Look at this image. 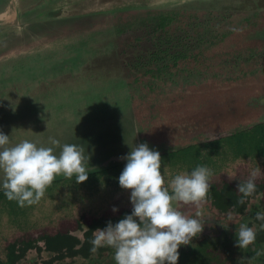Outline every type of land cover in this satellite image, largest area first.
Here are the masks:
<instances>
[{
    "label": "trees",
    "instance_id": "16d2710c",
    "mask_svg": "<svg viewBox=\"0 0 264 264\" xmlns=\"http://www.w3.org/2000/svg\"><path fill=\"white\" fill-rule=\"evenodd\" d=\"M158 1L151 2L150 6L149 1L145 3H142V0L133 1V4H127L125 10L117 12L129 14L132 11L140 12L141 9H152L151 6L154 7L156 3L158 5ZM9 3L10 0H0V12L4 11ZM175 3L174 1L173 5ZM166 6L169 5L166 4ZM169 9L163 8L157 11L153 19L157 29L167 35L169 43L189 38L186 32V38L171 35L170 27L175 22L180 23L181 15L176 8ZM153 13L149 10L150 16L138 23L151 20ZM52 15L55 16L57 13ZM115 16L116 13L111 12L104 16L100 14L93 16L88 22L87 19L78 20L76 26L79 30L75 28L76 22L73 19L52 23H57L56 26H68L66 28L68 31L63 29L66 34H69L66 37L73 34L78 36L75 40L70 38L68 43L61 44L64 48L63 55L65 50L70 55L65 61L64 56L60 57L58 53L60 45L57 41L60 40L55 38L56 30L49 32L46 37L42 36V32H37L38 30H31V34L27 31L14 34L9 42L6 41L1 45L4 49L3 53L14 49H18L16 52H19V48L31 47L36 50L35 48L40 47L46 50V55L44 53L32 54L29 57L26 56L22 62L10 60L0 65L2 68L0 69V94L6 96L4 89L9 88V85L13 83L9 80L8 73L13 74L14 79L17 78L14 74L15 70H19L15 67L17 64L21 65L20 70L30 83L29 90L32 94L37 91L34 88H38L37 85L43 81L63 74H80L79 66L88 62L87 60L94 59L98 54V51L93 49L91 51V43L97 42L100 38L109 40L114 35L135 27V24H130L132 26L127 24L122 29L110 27L109 20ZM194 19L197 18L194 17ZM79 23L83 24L79 25ZM194 25L202 26L199 23ZM73 28L79 32L73 31ZM80 32L85 33V36L79 42L80 44L78 42L74 44L81 36ZM87 32L90 33L89 35L92 34V39ZM205 33L202 32L198 39H195L197 44L199 42L215 44L227 35L222 33L219 38L217 33H207L208 35ZM205 36H209L208 42H205ZM178 45H180L177 46L180 50L170 55L175 64L192 56L188 54L190 47L188 44L186 46L179 42ZM168 51H162V55L167 56ZM165 61L161 52L154 51L150 53L149 62H147L158 65L156 69L159 75L169 67L167 65L162 68L159 65ZM95 66L98 70L95 74L92 73V76L87 77V85L84 80H79L84 84L68 87L70 91L63 87L53 88L47 104L48 106L56 105L51 107L52 114H50L51 118L49 117L54 126L48 125L45 121L43 122L42 117H38L42 111L40 106L43 105L45 109L48 106L40 102L44 93L35 92V97L38 99L34 100V104L30 102L27 109L19 107L7 114H0V131L4 132L10 125L18 129V122H23L21 126H24L32 119L30 125L35 126H28L30 128L28 131H32L36 137L26 138L27 140L38 146L54 147V154L57 156L64 144H75L83 151H87L86 166L100 164L107 160L111 152L116 150V141L123 139L122 124L121 126L120 124L115 125L121 113L120 108L127 105L134 109L133 98L130 94V86L123 79L115 75H110V78L105 79L106 71L102 70L104 67ZM154 71L150 70L149 73L154 74ZM157 75L154 74L153 77ZM22 78L23 76L18 77V80ZM62 98L64 101L60 100ZM133 124L136 133L138 130L136 116H134ZM114 128L119 129L118 132H115ZM109 130L114 134L103 133ZM127 132L131 137V132ZM50 138L58 140L60 146L51 145ZM11 143L15 144L12 140ZM158 152L162 158V173L164 167L167 168L164 173L166 181L181 172H191L198 165L207 166L212 170L213 175L209 181L210 190L205 202L199 207L194 204H177L175 206L178 210L191 216L200 208H209L218 219L222 216L241 219L236 224H246L256 232L255 243L247 249L237 247V232L233 233L230 230L225 231L226 235L222 237L208 236L203 240L193 238L188 246L182 245L179 248L178 264H264V220L257 219V213H264V118L257 124L228 136L196 141L188 146L170 150L161 148ZM125 165L126 162H113L109 167L88 171V179L83 183H77L75 176V179L73 177L68 179L63 175L57 176L52 185L47 188L44 198L37 204L23 208L19 207L16 201L8 200L4 195L3 173L0 172V264H28L27 260L30 255H35L37 258L29 264H63L68 260L73 264V261L78 259L93 260L94 256L102 258L105 253L111 256L109 258L111 262L108 264H116L113 248L100 247L95 253L91 249L96 229L106 228L109 221L113 224L119 222L133 210L130 201L131 190L123 189L119 185V176ZM257 169L260 171L257 172L255 178L256 190L251 196L243 197L238 192V185L247 181L251 172ZM240 173L246 176L239 179ZM216 178H222L223 184L214 185ZM241 199L244 200L243 203L239 202ZM113 207L118 211L113 212ZM257 253L260 254L257 255Z\"/></svg>",
    "mask_w": 264,
    "mask_h": 264
},
{
    "label": "rangeland",
    "instance_id": "374dc122",
    "mask_svg": "<svg viewBox=\"0 0 264 264\" xmlns=\"http://www.w3.org/2000/svg\"><path fill=\"white\" fill-rule=\"evenodd\" d=\"M43 1L16 0L14 6L9 5L11 9L7 11L10 12L5 14L14 15L15 13L12 14L14 10H28L38 2L40 3L35 7L39 6ZM83 2L91 5L92 15L83 14L54 22L73 19L76 22L75 28L79 30L76 26L78 20L87 19L88 22L98 14L101 16L110 14L116 9L123 8L127 0H72V5L75 8ZM173 6L178 7L176 9L180 11L181 18L180 23L175 22L170 27L171 35L185 38L186 33L189 35V38L179 42L190 46L188 52L192 55L190 58L175 64L170 55L176 54L180 50L177 46L180 45L178 41L169 43L167 35L157 29L153 19L158 12L151 10L154 12L151 20L148 19L139 24L138 22L150 16L148 11H132L129 14L114 11L116 16L109 20L110 27L122 29L127 24L128 26L135 24V27L128 28L109 40L100 38L97 42L91 43V51L92 49L98 51V54L94 59L87 60L88 62L79 66L81 75L63 74L43 81L37 85L38 88H34L37 89L35 92L44 93L40 102L47 104L54 87L68 88L84 83L87 85V77L92 76V73L95 74L98 70L95 65L104 67L102 70L106 71L105 79L110 78V75L123 79L130 86L134 109L127 105L120 108L118 123L114 124H120V126L122 124L123 139L116 141V150L111 152L107 160L122 159L127 162L124 157L129 154L131 148L142 143H147L151 150L160 151L161 148L170 150L188 146L196 141L217 139L257 124L264 118V0H180L175 5L171 1L168 8ZM169 10L172 11V9ZM71 11H74L72 7L66 6L60 14L66 16L65 14H70ZM5 20L0 15V23L7 22ZM54 22H43L45 26H30L27 33L31 34V30H38L37 32H42V36L46 37L49 32L56 30L55 38L60 40L57 43L60 45L58 53L61 57L64 51L61 44L68 43L70 38L75 40L78 36L73 34L66 37L69 34H66L63 29L68 26H56L57 23L52 24ZM195 23L202 26H195ZM81 24L83 23H79ZM77 29L73 28V31L79 32ZM202 32L217 33V36L222 33L227 35L215 44L203 42L197 44L195 39H198ZM14 34L16 33L10 34L6 41L9 42ZM89 34L87 32V35ZM84 36L85 33H81L74 44L77 42L80 44ZM89 36L91 37L92 34ZM208 40L209 36H205V42ZM6 41L0 42V65L10 60L22 62L26 56L29 57L32 54L44 53L46 55V50L40 47L35 48L36 50L31 47L19 48V52H16L18 49H14L3 53L4 49L1 45ZM167 50H169L168 55H162V51ZM154 51L161 52V56L166 60L159 64L162 68L169 65L159 75L156 69L158 65L148 63L150 53ZM105 55L107 56L104 57ZM63 56L65 61L70 55L65 50ZM15 67L19 69L14 72L17 78L14 79L13 74L8 73L9 80L13 83L9 85V88L4 89L6 96L0 94V114H7L19 107L27 109L30 102L34 104V100L38 99L35 97V92L32 94L29 90L30 83L25 74L21 72V65L17 64ZM0 69L2 70L1 67ZM150 70H155L154 74L157 76L153 77L154 74L149 73ZM22 76L20 82L18 77ZM79 80H84V83ZM70 90V88L67 89V91ZM60 100L64 101V98ZM53 106L56 105L51 104L46 109L43 105L40 106L42 111L40 115L38 114V117H42L43 122L45 121L50 126H54L50 119ZM133 115L136 116L137 121L136 133L134 132ZM31 122L32 119L24 126H21L23 122H18V129L10 125L3 133L10 136L15 144L26 138L34 139L36 137L34 133L28 131L30 129L28 126H35L30 125ZM111 130L103 133L113 135L114 132H110ZM118 130L114 128L115 132ZM127 131L131 132V137ZM83 154L86 156L87 151H83ZM245 176L242 173L238 175L239 179ZM214 183V185H222L223 179L216 178ZM203 210L200 208L197 212ZM210 212L214 214L216 220L224 219L230 226L231 232L238 231H234V225L241 219L227 216L218 219L211 209ZM205 235L207 234L197 238L203 240L206 238ZM228 237L231 236L228 235ZM94 257L93 260L78 259L73 261V264H97L98 261L99 264H108L111 262L109 253H105L102 258ZM35 258H37L35 255H30L27 263H31ZM63 264H72V262L68 260Z\"/></svg>",
    "mask_w": 264,
    "mask_h": 264
},
{
    "label": "clouds",
    "instance_id": "9594fccd",
    "mask_svg": "<svg viewBox=\"0 0 264 264\" xmlns=\"http://www.w3.org/2000/svg\"><path fill=\"white\" fill-rule=\"evenodd\" d=\"M50 143L60 146L56 139L50 138ZM124 159L127 162L119 176V185L131 190L133 210L119 222L109 221L106 228L96 229L91 251L95 253L105 246L113 248L116 264H178L179 248L189 245L202 233L203 222L185 215L175 205H202L210 190L212 170L198 165L191 172H181L166 181L167 168L162 173L161 155L147 143L135 145ZM259 171L253 170L250 178L238 185L243 197L255 192ZM0 172L4 195L22 208L44 198L57 176L68 179L75 176L77 183H83L89 175L83 149L77 145L64 144L57 156L54 147L38 146L27 139L13 145L10 136L2 131ZM112 211L118 209L113 207ZM203 215L200 211L195 214ZM257 219L264 220V213H257ZM237 238V247L247 249L255 243L256 232L241 224Z\"/></svg>",
    "mask_w": 264,
    "mask_h": 264
},
{
    "label": "water",
    "instance_id": "95a60500",
    "mask_svg": "<svg viewBox=\"0 0 264 264\" xmlns=\"http://www.w3.org/2000/svg\"><path fill=\"white\" fill-rule=\"evenodd\" d=\"M133 1H140V0H127L126 5L121 9H116L114 11H122L125 10L127 4L131 5L133 4ZM146 1H149V6L151 2H154L156 0H142V3H145ZM173 0H170V2ZM176 3L177 0H174ZM71 6L74 11H71L70 14L61 15V10L66 7ZM147 6V8H149ZM112 11V12H114ZM57 13V15L53 16L52 14ZM59 13V14H58ZM83 14L92 15V7L90 4L83 2L81 5H77L75 8L72 5V0H45L42 4H40L37 7H32L25 11H18V14L14 17H11V19L7 22H5L4 26H1L0 29V42L6 41L10 34L12 33H21L23 31H28L30 26L42 24L43 22L48 21H58L62 19H68V18H74ZM58 18V19H57ZM116 163H122L125 161H122V159H114L112 160ZM110 160L104 161L100 164H94L90 166H86L88 171H93L98 168L103 167H109L111 166L110 163L112 162ZM204 213L203 217H196L195 212L193 215L194 219H201L202 222L205 225H211L213 223L216 224L214 221H216L214 214L210 212L209 208H205L203 211H200ZM190 216V217H191ZM210 223V224H209ZM196 238V237H195Z\"/></svg>",
    "mask_w": 264,
    "mask_h": 264
},
{
    "label": "flooded vegetation",
    "instance_id": "af4514ba",
    "mask_svg": "<svg viewBox=\"0 0 264 264\" xmlns=\"http://www.w3.org/2000/svg\"><path fill=\"white\" fill-rule=\"evenodd\" d=\"M39 1V0H38ZM43 1V0H42ZM166 1H169V2H166ZM159 2V4L157 5V3H156V5L153 7V5L151 6L152 7V9H141V11H151V10H153V11H155V12H157V11H159L160 9H163V8H168V6H166V4H170V0H159L158 1ZM172 2H174V0L172 1ZM16 3V0H15V2H14V0H12L6 7H5V9H4V11H1L0 12V15H2L6 20L5 21H8V18L9 19H11V17H14V16H16L17 14H18V11H20V10H14V11H12V14H14V15H6L5 13H9L10 11H7V9L9 10V9H11V6H9V5H13V4H15ZM40 2H38V3H36V5L37 4H39ZM176 4V3H175ZM35 5V6H36ZM14 6V5H13ZM12 6V7H13ZM34 6V7H35ZM169 8H171V7H169ZM168 8V9H169ZM172 8H178L177 6H173ZM23 11H25V10H23ZM4 21V22H5ZM4 24L5 23H0V29L2 28L1 26H4ZM6 92V91H5ZM197 212V211H196ZM193 215V214H192ZM215 223H216V225L214 226L213 225V223L209 226V225H205L204 223H203V231H202V233H200L197 237H201V235H203V234H207V235H205L206 237H208V236H219V237H222V236H224V235H226V232L225 231H228V230H230V226H228L227 224H226V221L224 220V219H221V220H219V221H214ZM210 224V223H209ZM239 224H235L234 225V231H236V230H238L239 229ZM216 228V229H215ZM218 232H220V233H218ZM215 233H218V234H215Z\"/></svg>",
    "mask_w": 264,
    "mask_h": 264
}]
</instances>
